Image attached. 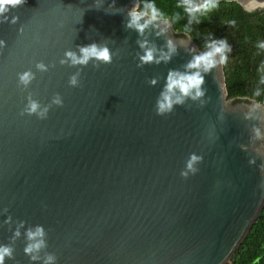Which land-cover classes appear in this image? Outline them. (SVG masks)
I'll return each mask as SVG.
<instances>
[{"label":"water","instance_id":"water-1","mask_svg":"<svg viewBox=\"0 0 264 264\" xmlns=\"http://www.w3.org/2000/svg\"><path fill=\"white\" fill-rule=\"evenodd\" d=\"M133 3L25 0L0 12V244L14 247L4 264H44L49 253L52 264H227L264 207V106L228 99L218 63L203 97L158 115L169 71L202 51L167 18L142 35L128 28ZM169 39L170 60L138 66V41L159 57ZM92 42L109 47L110 64L65 56ZM30 98L45 117L26 110ZM36 225L47 247L33 261L23 249Z\"/></svg>","mask_w":264,"mask_h":264},{"label":"clouds","instance_id":"clouds-1","mask_svg":"<svg viewBox=\"0 0 264 264\" xmlns=\"http://www.w3.org/2000/svg\"><path fill=\"white\" fill-rule=\"evenodd\" d=\"M25 3V0H0V12L5 11L6 6H17ZM218 0H203L202 3H195L194 0H182V4H178L177 7H183L184 11L188 13L191 20H196L199 23L197 13H206L211 11L217 6ZM115 5V0H112L110 7ZM164 16V13L157 7L155 2L146 3L143 8L140 7L139 3H133L132 7L128 9V21L126 26L128 28H135V30L141 35L144 30L155 21ZM175 19H179V13L175 14ZM190 20V23H191ZM143 21V22H141ZM186 30H190L187 29ZM163 31V29L161 30ZM159 34V33H158ZM3 41H0L2 44ZM140 47L144 50V54L140 56V65L147 63H159L161 60L167 62L171 59V55L175 53L176 47L171 39L167 42L168 51L165 53L161 50L159 57L155 56L157 49L155 45L151 47L148 46V41H138ZM264 47V44L260 45ZM79 55L74 51H67L65 56L70 60L73 65H87L90 60H95L104 64H110L113 59V53L106 44L92 42L87 45L78 46ZM205 51L200 52L192 57V59L185 65V71L181 72L179 70H170L167 75V81L164 86V90L161 92L160 97L157 101V114L163 115L169 113L173 110L174 105H182L186 98H191L192 100H197L205 95L206 89L202 88L205 83L204 73H209L213 68L217 66L218 63H224L227 60V52L231 51L230 46L227 44L225 39L210 40L206 42ZM194 51V49H193ZM219 57V60H217ZM99 67V64L96 65ZM37 68L41 71L46 70V66L41 62L37 64ZM195 70V71H191ZM73 75L69 83L71 85H76L78 83L77 76ZM34 74L31 71L24 72L20 75L21 83L27 85ZM156 81L152 80L150 83L154 84ZM54 104L62 105V100L59 95L54 97ZM203 104L204 101H201ZM40 104L36 100L29 99L27 105V111L31 113H37L41 118L45 117L47 114V107L38 112ZM258 129H254V132L258 134ZM200 159L196 155H192L189 162L188 168L193 167V163ZM254 163V161H251ZM264 167V166H262ZM10 219V218H9ZM24 227V221H20L19 227L14 231L12 236V241L14 242L17 237L20 236L19 228ZM45 230L43 226L36 225L34 229L29 227L26 229L25 236L27 243L24 247V253L27 254L31 260L35 261L40 259L38 255H33V253H39L42 248H46L45 240ZM14 247L12 244H0V264H4L5 258H13ZM55 260V256L51 253L47 254L44 259V264H52Z\"/></svg>","mask_w":264,"mask_h":264},{"label":"trees","instance_id":"trees-1","mask_svg":"<svg viewBox=\"0 0 264 264\" xmlns=\"http://www.w3.org/2000/svg\"><path fill=\"white\" fill-rule=\"evenodd\" d=\"M138 2L141 8L155 2L161 18L169 19L177 33L188 34L201 51L207 50L206 42L225 39L231 49L222 63L228 99L246 97L264 106V8L253 14L235 1H218L211 11L196 14L197 23L177 7L181 0ZM227 264H264V207Z\"/></svg>","mask_w":264,"mask_h":264}]
</instances>
